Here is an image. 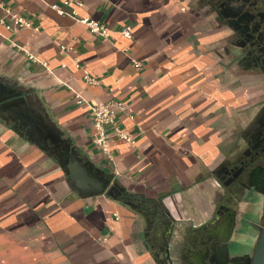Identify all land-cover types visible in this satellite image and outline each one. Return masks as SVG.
<instances>
[{
  "label": "crops",
  "instance_id": "0c3cea01",
  "mask_svg": "<svg viewBox=\"0 0 264 264\" xmlns=\"http://www.w3.org/2000/svg\"><path fill=\"white\" fill-rule=\"evenodd\" d=\"M0 1V75L33 89L83 156L118 184L117 199L81 197L55 159L0 119V264H158L150 243L160 218L180 231L210 221L222 168L239 157L264 82L228 57L229 31L198 1ZM53 5L98 21L110 37ZM10 14L32 28L8 30ZM113 101L126 103L119 124L135 143L113 138L111 163L92 142L90 107Z\"/></svg>",
  "mask_w": 264,
  "mask_h": 264
},
{
  "label": "flooded vegetation",
  "instance_id": "af4514ba",
  "mask_svg": "<svg viewBox=\"0 0 264 264\" xmlns=\"http://www.w3.org/2000/svg\"><path fill=\"white\" fill-rule=\"evenodd\" d=\"M193 1L215 13L229 31L228 57L264 82V0ZM238 145L239 157L227 161L224 175H219L222 185L209 222L180 231L164 217L159 219L161 235L150 243L158 264H251L264 228V99L239 134ZM197 232L205 235V243L193 241ZM171 233L177 237L169 240Z\"/></svg>",
  "mask_w": 264,
  "mask_h": 264
},
{
  "label": "water",
  "instance_id": "95a60500",
  "mask_svg": "<svg viewBox=\"0 0 264 264\" xmlns=\"http://www.w3.org/2000/svg\"><path fill=\"white\" fill-rule=\"evenodd\" d=\"M23 86L16 78L0 75V119L12 122L11 128L55 159L67 175L71 189L83 198L110 195L118 184L114 174L106 173L83 156L60 127L49 116L38 94ZM264 160V152L260 155ZM252 175V173L250 174ZM120 194L124 192L120 189ZM126 205L137 209L131 203ZM251 264H264V228L261 230Z\"/></svg>",
  "mask_w": 264,
  "mask_h": 264
},
{
  "label": "built area",
  "instance_id": "2783aa9c",
  "mask_svg": "<svg viewBox=\"0 0 264 264\" xmlns=\"http://www.w3.org/2000/svg\"><path fill=\"white\" fill-rule=\"evenodd\" d=\"M71 0H63L64 6L70 5ZM0 8L4 9L2 2L0 1ZM52 8L58 11L61 15L69 14L77 22L82 23L91 31V33L101 36L105 39L110 37V30L98 21L89 18H77L76 11H71L69 13L65 12L57 5H53ZM9 13V11H7ZM13 21L12 24H6V28L11 30L14 26L32 28V24L25 20L23 17L18 15H11ZM37 30V29H36ZM123 35L130 39L132 37V31L129 27L123 30ZM75 65L79 67V61H75ZM139 67L140 64L136 63ZM84 80L86 83L94 85L96 80L91 76L90 72L84 69ZM79 103H81L80 98ZM92 127H93V144L100 150L101 154L109 161L114 162L115 158L111 149V140L113 138L121 139L123 141L134 144L135 141L132 137L123 129L119 124V113L127 112V105L122 101H113L107 104L94 105L90 107Z\"/></svg>",
  "mask_w": 264,
  "mask_h": 264
},
{
  "label": "rangeland",
  "instance_id": "374dc122",
  "mask_svg": "<svg viewBox=\"0 0 264 264\" xmlns=\"http://www.w3.org/2000/svg\"><path fill=\"white\" fill-rule=\"evenodd\" d=\"M194 238V237H193ZM206 237H205V235L204 234H200V235H198L197 237H195L194 239H193V241H195V242H199V241H202L203 243H205L206 241L204 240Z\"/></svg>",
  "mask_w": 264,
  "mask_h": 264
}]
</instances>
